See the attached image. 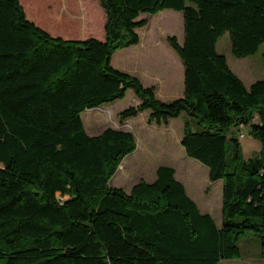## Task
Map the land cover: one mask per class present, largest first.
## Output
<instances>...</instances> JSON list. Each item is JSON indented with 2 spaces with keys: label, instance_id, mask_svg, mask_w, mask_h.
I'll use <instances>...</instances> for the list:
<instances>
[{
  "label": "trees",
  "instance_id": "trees-1",
  "mask_svg": "<svg viewBox=\"0 0 264 264\" xmlns=\"http://www.w3.org/2000/svg\"><path fill=\"white\" fill-rule=\"evenodd\" d=\"M23 1L41 17L35 0ZM100 3L105 39L54 36L21 0H0V264H219L241 256L250 231L264 258V76L247 87L217 47L229 32L234 55L255 53L264 43V0ZM165 8L184 16L183 42L168 41L185 65V93L170 101L112 64L116 50L140 41L137 28L149 22L140 15ZM69 26L66 19L59 29ZM129 88L140 101L119 112L122 122L145 109L159 123L190 116L181 143L211 180H223L221 225L174 166L159 165L153 181L142 177L129 192L110 183L137 149L136 136L113 126L90 134L81 113ZM241 122L262 153L245 158L236 135L228 159L229 133ZM58 193L68 195L64 202Z\"/></svg>",
  "mask_w": 264,
  "mask_h": 264
},
{
  "label": "rangeland",
  "instance_id": "rangeland-1",
  "mask_svg": "<svg viewBox=\"0 0 264 264\" xmlns=\"http://www.w3.org/2000/svg\"><path fill=\"white\" fill-rule=\"evenodd\" d=\"M85 1L89 5H93V3L95 5L96 3V6L103 10L106 16L105 9L101 5L100 0H35V2L38 4L41 18H44L45 21L47 20L49 24H53L57 28L63 26L66 19L60 20L59 22H53L51 17H49L48 12L50 7L62 8V6L65 4L66 11L71 10L82 12ZM164 10L177 9L165 8L156 13L143 12V14L140 15V17H148L151 24L149 28H147V25H144L138 30L143 40L147 43V46L144 47V49H142L143 47H140L142 52L139 54H137L138 52L136 53L135 49L131 50L128 49V47L119 48L114 52L112 58V64L115 67L130 72L135 67V63L137 62L136 59H138L139 56H154L166 59L177 55L180 58L178 52L168 41V36L177 35L178 39H184L183 12L178 10V12H180L178 17H174L168 16ZM74 26L75 24H73L72 21L71 26L69 27ZM100 27L102 28L101 23ZM90 36L97 37L98 35L91 34ZM157 39L160 41L156 44L155 41ZM153 43L154 45H152ZM136 46H139V44H136ZM217 47L219 51L225 53L228 56V62L234 71H238L240 73L241 71L248 72V66L240 64V61H238L241 59V57H237L232 52L231 37L229 32H225L219 38ZM245 58L246 61L253 64L254 66L252 72L253 79L262 77L264 75V43L261 44L255 53L246 56ZM250 78L251 77L246 80L247 83L251 82ZM136 97L138 96L135 90L133 88H129L127 90V94L122 98L104 103L100 106H95L97 108L91 111H89L90 108H88L89 110H84L81 115L88 133H100L107 126H113L119 129H129V124L124 125V122L120 120L119 112L122 109L135 104ZM134 120L136 121L135 126L140 145L135 151L126 155L123 161L125 164L129 160L133 161L134 158H143L146 159V164L140 168L136 162L131 166V168L129 167L130 169H123L120 166L117 172L111 178L110 183L114 186L123 187L129 192L132 188V185L140 179L141 175L145 174L147 177H149V173L153 171L156 166L170 162L167 159L171 158V162H173L179 168V171L183 172L189 177L192 185L202 191L204 188L203 186H206L207 183L206 176L209 175L207 171L209 167L199 159L189 156L186 153L185 148L179 138L174 136L178 129L176 124L173 123L174 125L168 131L170 136L166 138L161 136V132L146 128V121L143 116L140 115ZM182 129L183 128H181V130ZM241 131L245 134L244 136L240 135ZM241 131L239 132V130L234 129L231 132L233 133L232 136L238 135L243 156L245 158L259 156L262 153V142L252 135L248 125L243 127ZM233 143V139L231 136H229L226 142V155L228 159H230L233 154ZM58 194L60 195V193ZM65 197H68V195H65ZM240 242H242L240 243V246L244 254H246L247 251H250L252 255L257 253L258 256L260 250V237L256 232L250 231L246 233L241 237ZM241 260V257L225 258L219 264H235V262H239ZM247 260L252 262L251 258L243 259V261Z\"/></svg>",
  "mask_w": 264,
  "mask_h": 264
},
{
  "label": "crops",
  "instance_id": "crops-1",
  "mask_svg": "<svg viewBox=\"0 0 264 264\" xmlns=\"http://www.w3.org/2000/svg\"><path fill=\"white\" fill-rule=\"evenodd\" d=\"M21 2L24 5L27 17L34 21L37 25L49 31L54 36H61L64 38H87L90 37L91 34H96L98 35L97 37L100 39H105L106 37L104 29L107 16H105L103 10L96 6V3L95 5L94 3L93 5H89L85 1L82 12L71 10L66 11L65 4L64 6H62V8H48L49 17H51L53 22H59L60 20L68 19L71 22L73 21V24H75L74 27H70L67 30H62L57 28L53 24H49L47 21L44 20V18L42 19L41 17L35 15L32 11L28 9L27 4L24 3L23 0H21ZM164 11L168 16L174 17H178L180 13L178 12V10ZM100 23L102 24V28L100 27ZM146 25L147 28L151 26L150 20ZM139 28L140 27L137 28V31L139 30ZM178 40L182 43L184 39L180 40L179 38ZM159 41L160 40L157 39L155 43L157 44ZM136 44H139V46H136ZM152 45H154V43ZM146 46L147 43L143 40L142 36L140 35V41L138 43L129 45L127 47L131 50L135 49L136 53L138 52L137 54H139L142 52V49H144V47ZM140 47L143 48L141 49ZM245 57H241V59H239L238 61H240V64L248 66V72H235L243 79L246 86L249 87L255 80L259 78L253 79L252 72L254 66L253 64L246 61ZM180 58L177 55L166 59L154 56H139L138 59H136L137 62L135 63V67L132 69V71H130V73L138 76L145 85H153L155 87V92L160 99L164 101H170L183 96L185 93V65L182 58ZM249 77H251L252 79L250 78L251 82L247 83L246 80L249 79ZM139 101L140 98L136 97L135 104H137ZM150 114L151 109H145L139 112L137 115L130 116L123 121L124 125L129 124V129L125 130H130L135 134L138 143L137 148L139 147L140 143L135 126L136 121L134 119L140 115L145 118L146 128L157 130L161 132L162 137L166 138L170 136V133L168 131L174 125L173 123H175L178 129L174 136L179 138L180 141L182 140L184 134L185 119L190 118L189 115L182 113L179 116L170 117L168 122L159 123L156 120H151ZM191 120L194 122V118H191ZM181 128L183 129L181 130ZM234 129L239 130V132L241 131L240 126H237V128ZM231 133H229V136L233 135V133ZM167 160H169L170 162L166 164L175 167L177 178L180 175L178 179H180L185 184L188 194L197 202L200 209L204 212H210L214 216L217 224L221 225L223 221V180L221 178L211 180L210 176L206 174V186L204 185V188L202 189V191H200L199 188H195L192 185L189 177L183 172H180L179 168L173 162H171V158H168ZM136 162L138 163V166L142 168V166L146 164V159L134 158L133 161L129 160L125 164L123 161L121 167L123 169H130L131 166ZM158 166H156L155 169H153V171L149 173V177L143 174L140 178L144 177L148 181H153L157 177ZM207 171L209 174V168ZM239 257H241L242 260L239 262H235V264H264V258L261 256L260 250L258 256L257 253L252 255L250 251H247L246 254L242 252L241 256ZM245 258H251L252 262L248 260L243 261V259Z\"/></svg>",
  "mask_w": 264,
  "mask_h": 264
},
{
  "label": "built area",
  "instance_id": "built-area-1",
  "mask_svg": "<svg viewBox=\"0 0 264 264\" xmlns=\"http://www.w3.org/2000/svg\"><path fill=\"white\" fill-rule=\"evenodd\" d=\"M239 126H240V128L242 129L243 127H245V126H247L244 122H241L240 124H239ZM240 135L241 136H244L245 134L241 131L240 132Z\"/></svg>",
  "mask_w": 264,
  "mask_h": 264
},
{
  "label": "water",
  "instance_id": "water-1",
  "mask_svg": "<svg viewBox=\"0 0 264 264\" xmlns=\"http://www.w3.org/2000/svg\"><path fill=\"white\" fill-rule=\"evenodd\" d=\"M58 198H59V200H60L61 202H64V201H65V197H63V196H60V195H59Z\"/></svg>",
  "mask_w": 264,
  "mask_h": 264
}]
</instances>
